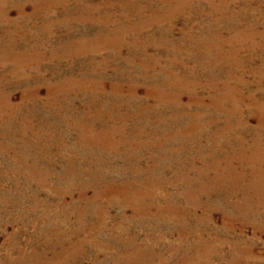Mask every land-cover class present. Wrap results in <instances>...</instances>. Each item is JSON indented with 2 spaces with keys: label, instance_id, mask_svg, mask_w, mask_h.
Listing matches in <instances>:
<instances>
[{
  "label": "rangeland",
  "instance_id": "obj_1",
  "mask_svg": "<svg viewBox=\"0 0 264 264\" xmlns=\"http://www.w3.org/2000/svg\"><path fill=\"white\" fill-rule=\"evenodd\" d=\"M0 264H264V0H0Z\"/></svg>",
  "mask_w": 264,
  "mask_h": 264
},
{
  "label": "bare ground",
  "instance_id": "obj_2",
  "mask_svg": "<svg viewBox=\"0 0 264 264\" xmlns=\"http://www.w3.org/2000/svg\"><path fill=\"white\" fill-rule=\"evenodd\" d=\"M201 176V175H200Z\"/></svg>",
  "mask_w": 264,
  "mask_h": 264
}]
</instances>
